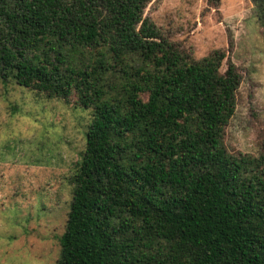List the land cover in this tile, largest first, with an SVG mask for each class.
<instances>
[{
    "label": "trees",
    "instance_id": "1",
    "mask_svg": "<svg viewBox=\"0 0 264 264\" xmlns=\"http://www.w3.org/2000/svg\"><path fill=\"white\" fill-rule=\"evenodd\" d=\"M148 3L0 0L1 81L92 112L57 264H264V146L223 143L242 75L169 41Z\"/></svg>",
    "mask_w": 264,
    "mask_h": 264
},
{
    "label": "rangeland",
    "instance_id": "2",
    "mask_svg": "<svg viewBox=\"0 0 264 264\" xmlns=\"http://www.w3.org/2000/svg\"><path fill=\"white\" fill-rule=\"evenodd\" d=\"M253 0H149L144 17L199 60L215 50L242 82L224 146L258 158L264 146V37ZM92 112L0 79V264H57L73 200L71 177Z\"/></svg>",
    "mask_w": 264,
    "mask_h": 264
}]
</instances>
